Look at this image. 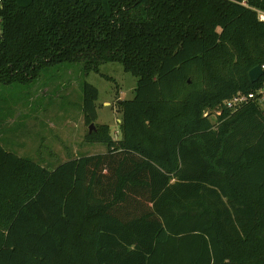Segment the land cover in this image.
<instances>
[{"label":"trees","instance_id":"trees-1","mask_svg":"<svg viewBox=\"0 0 264 264\" xmlns=\"http://www.w3.org/2000/svg\"><path fill=\"white\" fill-rule=\"evenodd\" d=\"M264 0H1L0 83L61 63L136 78L120 137L54 167L0 144V264H264ZM97 89L84 82L85 123ZM214 117V121L211 120Z\"/></svg>","mask_w":264,"mask_h":264},{"label":"rangeland","instance_id":"rangeland-1","mask_svg":"<svg viewBox=\"0 0 264 264\" xmlns=\"http://www.w3.org/2000/svg\"><path fill=\"white\" fill-rule=\"evenodd\" d=\"M136 81L119 62H104L98 71L86 72L79 63H61L25 84L0 83V144L47 167L104 152V143L85 140L91 123H85L81 109L84 82L98 91L97 119L92 125L108 124L117 139L121 120L117 101L133 97Z\"/></svg>","mask_w":264,"mask_h":264},{"label":"built area","instance_id":"built-area-1","mask_svg":"<svg viewBox=\"0 0 264 264\" xmlns=\"http://www.w3.org/2000/svg\"><path fill=\"white\" fill-rule=\"evenodd\" d=\"M255 11L257 12L258 19L264 22V11L260 9H255ZM261 67L264 70V65H261ZM260 78L262 80L256 90L250 91L248 93L235 94L232 98L224 102L225 107L230 109L238 107L249 100H256L260 104H264V73Z\"/></svg>","mask_w":264,"mask_h":264},{"label":"water","instance_id":"water-1","mask_svg":"<svg viewBox=\"0 0 264 264\" xmlns=\"http://www.w3.org/2000/svg\"><path fill=\"white\" fill-rule=\"evenodd\" d=\"M264 70L262 69L261 65H257L254 68H252L248 75H249V79L252 83L258 81L260 79V77L263 75ZM94 127V125H90L89 127V131L91 130V128Z\"/></svg>","mask_w":264,"mask_h":264}]
</instances>
